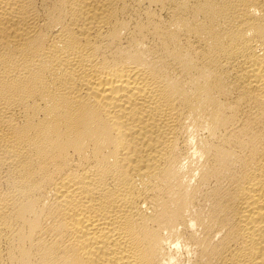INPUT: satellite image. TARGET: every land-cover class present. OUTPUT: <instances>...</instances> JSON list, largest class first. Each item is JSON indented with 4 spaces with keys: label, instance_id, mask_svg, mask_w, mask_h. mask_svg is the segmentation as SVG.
Segmentation results:
<instances>
[{
    "label": "bare ground",
    "instance_id": "bare-ground-1",
    "mask_svg": "<svg viewBox=\"0 0 264 264\" xmlns=\"http://www.w3.org/2000/svg\"><path fill=\"white\" fill-rule=\"evenodd\" d=\"M0 264H264V0H0Z\"/></svg>",
    "mask_w": 264,
    "mask_h": 264
}]
</instances>
